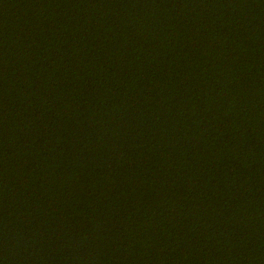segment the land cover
<instances>
[{
  "label": "trees",
  "instance_id": "obj_1",
  "mask_svg": "<svg viewBox=\"0 0 264 264\" xmlns=\"http://www.w3.org/2000/svg\"><path fill=\"white\" fill-rule=\"evenodd\" d=\"M0 264H264V0H0Z\"/></svg>",
  "mask_w": 264,
  "mask_h": 264
}]
</instances>
